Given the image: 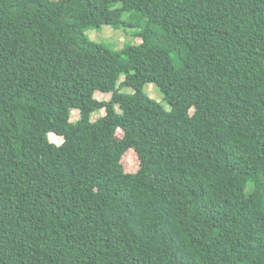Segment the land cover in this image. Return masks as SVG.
Returning a JSON list of instances; mask_svg holds the SVG:
<instances>
[{"label": "trees", "instance_id": "trees-1", "mask_svg": "<svg viewBox=\"0 0 264 264\" xmlns=\"http://www.w3.org/2000/svg\"><path fill=\"white\" fill-rule=\"evenodd\" d=\"M0 264H264V0H0Z\"/></svg>", "mask_w": 264, "mask_h": 264}, {"label": "rangeland", "instance_id": "rangeland-1", "mask_svg": "<svg viewBox=\"0 0 264 264\" xmlns=\"http://www.w3.org/2000/svg\"><path fill=\"white\" fill-rule=\"evenodd\" d=\"M85 33L87 34L88 38H90L91 40L97 42H104L116 49L122 48L127 43H136L139 42L140 40V38L131 35L130 32L128 30H125L123 27L114 28L109 24H103L99 27H90L86 29ZM124 89H126L127 91H131L130 89L128 90L127 88ZM144 90L150 97L154 98L155 100H161L163 98L161 91L151 83L146 84L144 86ZM94 96L97 99L105 100L110 97V93H103L96 91L94 93ZM103 114H104V110L100 109L92 114V119H96L97 117ZM77 116H78L77 111L73 110L70 118L74 120L77 118ZM116 135L121 136L120 129L116 130ZM48 137L52 142H55L57 144L61 143L62 141V137L54 133H49ZM137 164L138 163H137L136 154L132 150L127 151L123 158V165L125 170L128 172L134 171L137 168ZM63 183L66 187H68L71 190H79L84 187V184L76 181L74 176L71 174H66L63 176ZM257 184L256 186H258ZM121 200H122V195H115L113 193L106 194L104 209L111 208L113 205L119 203ZM218 222H220V218H218L217 216H210L207 219V224L209 227L217 224Z\"/></svg>", "mask_w": 264, "mask_h": 264}]
</instances>
